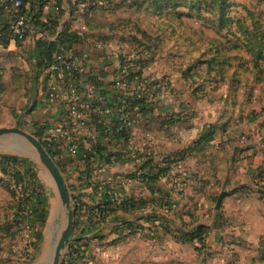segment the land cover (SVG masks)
I'll use <instances>...</instances> for the list:
<instances>
[{
	"label": "rangeland",
	"instance_id": "374dc122",
	"mask_svg": "<svg viewBox=\"0 0 264 264\" xmlns=\"http://www.w3.org/2000/svg\"><path fill=\"white\" fill-rule=\"evenodd\" d=\"M189 3L178 0L175 16L167 9H128L127 1L109 0L103 11L85 21L90 27H102V35L108 33L117 71L130 67L126 83L136 102L131 109L138 125L135 137H141L146 148L154 146V135L168 141L173 131L170 122L186 118L195 125L217 120L229 124L224 143H231L215 146L211 155L191 158L183 170L175 171V163L165 165L169 173L175 171L167 180L174 194L168 200L154 194L144 199L136 194L137 187L126 190L135 181H145L132 170L123 180L107 185L108 195L102 197H113L112 205L77 207L78 193L68 191L64 208L45 166L18 153L19 142L9 136L0 138V264H48L69 213L73 225L58 264H264V197L251 185L253 166L264 161L254 164L249 152L257 125L264 133V0H229L223 8L218 0L194 1V7L201 9L194 13L187 11ZM220 7L226 11L227 24L218 30ZM249 42L252 46H247ZM21 44L0 46V129L28 130L39 92H46L42 67ZM158 122L165 129L156 128ZM45 138L34 137L49 154ZM120 140L116 156L122 157L118 165L125 166L123 142L128 138ZM172 142L155 144L154 149L162 145L165 154ZM258 153H264V148L259 147ZM218 165L228 178L212 184L213 190L207 192L208 186L195 181L191 173L199 172L198 178L206 180L203 169L207 167L209 174ZM124 166L118 175L127 171ZM17 175L20 178L15 179ZM241 183L248 187L235 189ZM193 189L200 193L194 194ZM189 197H198L207 207L195 209L183 203ZM99 208L104 212L99 213ZM85 219H91L90 229L85 230ZM197 228H207L204 242L177 247L166 236L158 238L159 232L189 234ZM138 232L142 236H136ZM209 246L219 255L203 262V251Z\"/></svg>",
	"mask_w": 264,
	"mask_h": 264
},
{
	"label": "crops",
	"instance_id": "0c3cea01",
	"mask_svg": "<svg viewBox=\"0 0 264 264\" xmlns=\"http://www.w3.org/2000/svg\"><path fill=\"white\" fill-rule=\"evenodd\" d=\"M87 1V7L84 9V13L82 14L79 12V5L82 3H85ZM105 1L103 6H92L90 1L88 0H45V4L42 6L40 5L39 1H28L23 0L24 2V8L23 12L26 15L27 18V25H28V35L27 39L22 42L21 45L26 46L29 49V55L33 62L39 63L41 60V57L39 56V48L43 45L49 44V43H57L58 36L64 32L67 31L69 33H73L77 36L76 45H74V48L70 50H64L60 46L57 48V52L55 55L58 54H64L66 56H74L77 57L82 64V66L85 68V77H81V80H85L88 77H92L93 75H100L103 89L110 91V84L116 76L117 71V64L115 61L116 55L115 53L111 52L109 50V47L112 45L109 44V36L108 33L105 35H102L104 32V29L100 26L90 27V24L86 23V17L84 14L86 12L94 11L93 14L89 13V17H93L95 14H97L96 11L102 10V7L109 4V0H102ZM127 2H130L132 0H124ZM146 8V6H144ZM143 7V8H144ZM75 10V12H74ZM103 11V10H102ZM91 12V13H92ZM174 14L176 16V12L174 11ZM35 21H38L39 23L35 24ZM91 22V20H90ZM10 23V16L5 12L4 9L0 10V46L3 45V42L6 43V46L9 47L11 45H17L20 43H16L12 41L8 35L6 37V31L9 30L8 26ZM85 23V24H84ZM86 27L88 29H86ZM90 28H92V32H90ZM88 30V31H87ZM40 76L43 77L42 79L46 81L48 75V68L42 67ZM47 83V82H46ZM47 87V84H46ZM42 92H39L40 97H38V105L35 111L31 113L36 114L33 116V122L32 124L28 126V130H25L26 133L32 135L33 137H45V132H47V128L53 121L57 120L58 117V110L56 105H52L48 103L47 99V91L44 92V95H41ZM36 112V113H35ZM187 113H185L186 115ZM255 121V120H254ZM220 120H217L214 122V124L210 125H195L193 120H189L188 118L183 119L181 122L173 121L169 124L170 128H172V137L166 138L169 139L165 142V140H162V138L158 139L154 135V146L153 147H142V138L136 137V142L131 147H126V150L124 149V153L127 155L128 158H126L125 161V170H127L125 173H122V176L118 175L116 172L119 171L120 165H116L113 168H104L105 161H100L99 156H96V158H90V161L87 163L83 157V151L81 150V153L74 157L66 159L67 155L64 153V151L61 150V148L57 145V147L51 149L52 156L51 158L55 162L61 176L64 179L67 191H74L78 193L79 196V202L77 204V207H96L97 205H103L105 202L102 199V194L107 193L108 191L107 186L105 188L98 192L97 185L100 181L104 182L105 184L111 186L115 182H117V179L121 177L123 180V177L132 170L133 173L140 176L141 178L144 177L149 172V169L145 167V164L149 161H152L154 165L161 166L162 160L167 157L168 155H172L174 153L178 152H187L186 154V160H183L179 163H176V170L178 168L185 169L186 167H189V161H191V158L196 157L198 155H211L214 153L215 146L216 148L222 147L223 145L227 143H231L230 140L227 143H224L227 141V128L229 127V124H222L220 123ZM162 123H156L155 127H161L164 128ZM209 128H213L214 135L213 140L208 146H202L199 148L194 147V143L197 142L203 135L205 130H208ZM165 129V128H164ZM153 132L155 130H152ZM162 137V135H158ZM230 136V135H229ZM230 138V137H229ZM232 138V137H231ZM138 140V142H137ZM235 140V139H234ZM164 141L165 145L169 144L168 142H172L173 144H170L169 148L170 151L165 152V154L162 153L163 146L157 147L156 150L154 149L156 146L162 144ZM95 143V142H94ZM97 144V142H96ZM156 144V146H155ZM264 144V133L262 132V129L259 125H257L255 137L253 139L252 146L249 149V152H253V161L254 164H257L261 160L264 161V153H258L259 147H263ZM115 145H118V143H110L109 140L105 141L104 143H100V146L98 148V154L104 155V154H115L116 148ZM218 145V146H217ZM195 149V150H194ZM132 151L138 155L137 158H134L131 156ZM248 152V153H249ZM81 156V157H80ZM254 171L251 173V185L256 188L258 193H262L264 191V175L262 172H264V163L260 165H254ZM251 167V169L253 168ZM222 168L218 165L216 168L209 170V174H206V169H203V173L207 175L206 180L203 178L201 181L198 178L199 172H192L193 178L195 181H198L201 183V185L208 186L205 188V191L210 192L212 187L216 186L218 184V181H222L223 178H228L227 175H222V171L219 169ZM188 170V169H187ZM191 170V169H190ZM64 171L66 174H63ZM174 171V170H172ZM170 172L167 176V178L159 180L156 184H146V180L143 182L145 184H140L136 182L141 181H135L134 185H129L130 182L125 183L124 186H126V190H130L131 188L137 187L140 189V192H137L136 194L144 195V199H146L150 194L152 195V189L153 194L157 197H159V192L157 190L163 191L166 194H169L171 197L174 196L172 193V188L167 183L169 175H174V172ZM177 175V174H176ZM68 178H65V177ZM89 177H92L94 181H98V183L90 184L87 182ZM140 178V180H141ZM109 182H108V181ZM171 180V179H170ZM129 181V180H128ZM125 182V181H124ZM123 181H121L122 184H124ZM214 186H213V185ZM260 184L262 187H259ZM250 185V186H251ZM188 187V186H185ZM248 187L245 183H241L236 187L235 189L242 190L243 188ZM209 188V190H208ZM189 189V188H187ZM193 193L197 194L200 193L199 191L193 189ZM75 194V193H74ZM115 194V193H114ZM129 194H126L125 197H128ZM195 198V199H194ZM189 197L187 200H184L183 203L186 205L188 203H191V207L194 206L195 209H203L206 208L205 201H199L198 197ZM207 203V202H206ZM208 204V203H207ZM112 205V204H111ZM196 214V213H195ZM130 221V220H128ZM84 225L91 223V219H85ZM198 224V221H197ZM110 225H112L110 223ZM204 225V224H202ZM206 226V224H205ZM90 229V228H89ZM101 229V227L99 228ZM98 229H94V231H97ZM143 233L138 232L136 236H142ZM168 237V240H171L173 243V246L182 247L181 243L177 242L174 239V236L171 234H165L163 232L158 233V238L164 239V237ZM210 239V237L208 238ZM190 247V246H188ZM211 247H207L205 251H203L202 254V261L204 259H207L216 255L217 251H212L210 249ZM191 249V248H190ZM193 249V248H192ZM191 249V250H192ZM194 252V249L192 250ZM195 254V253H194ZM196 255V254H195ZM205 262V261H203ZM145 264V262L143 261Z\"/></svg>",
	"mask_w": 264,
	"mask_h": 264
},
{
	"label": "built area",
	"instance_id": "2783aa9c",
	"mask_svg": "<svg viewBox=\"0 0 264 264\" xmlns=\"http://www.w3.org/2000/svg\"><path fill=\"white\" fill-rule=\"evenodd\" d=\"M88 1L92 6H103L105 2L102 0ZM86 7L87 1L79 5V12L83 14ZM23 8V0H0V10L4 9L10 16L9 37L16 43L24 42L28 35L27 18ZM129 68L125 65L120 71H116L118 76L113 84V90L121 100L127 91L126 77ZM84 71L85 68L77 57H68L64 54L56 55L48 67L47 99L48 103L56 105L59 111L57 120L50 122L45 132L51 146L53 148L59 146L68 158L76 157L81 150L83 157L93 156L96 154L93 145L96 140V127L100 125L109 132H114L115 135L126 134L128 140L126 143L123 142L125 150L126 147L133 146L138 129L137 120H132L126 113H123L119 115L117 127L111 125L110 119L114 110L109 103V94L106 95L99 91L97 84L100 79L97 78V74L81 80V77L86 76ZM116 143L120 144L122 140ZM142 147H146L144 141ZM106 156L108 161L104 163V168H113L118 164L113 155L110 160L109 154ZM131 156L138 157L134 151ZM87 182L98 183L91 177ZM105 186L107 184L100 181L97 185L98 192L102 191Z\"/></svg>",
	"mask_w": 264,
	"mask_h": 264
},
{
	"label": "trees",
	"instance_id": "16d2710c",
	"mask_svg": "<svg viewBox=\"0 0 264 264\" xmlns=\"http://www.w3.org/2000/svg\"><path fill=\"white\" fill-rule=\"evenodd\" d=\"M40 5H44L45 4V0H38ZM185 1H189L190 3L188 4V9L187 10L188 12L190 13H194V12H200V7H194V5L192 4L194 1H203V0H185ZM205 1V0H204ZM227 2H229V0H218V3L219 5L221 4L222 8H223V5H225ZM144 6H146V9H152L154 10L155 12H164L166 9L167 11L169 12H177V10L179 9V4H178V0H132L129 2L128 4V9H131V8H136L137 10H140L141 8H143ZM187 4L184 3V6L183 7H186ZM213 7V6H212ZM220 7L219 9V27H218V30L220 29H224L226 27V22H227V19H226V11L224 9H222ZM102 11V10H101ZM75 12V10H74ZM92 11L90 12H86L84 14V16L86 18L89 17V13L90 14H93L94 11L91 13ZM97 12V11H96ZM177 14V13H176ZM39 23L38 21H35V24ZM9 35V30L6 31V37H8ZM76 41H77V36L74 35L73 33H69L67 31H64L62 32L59 36H58V39H57V43H49V44H46V45H42L40 48H39V56L41 57V60L38 64L39 67H49L52 62H53V59L54 57L56 56V52H57V48L58 46H60L62 49L64 50H70L72 48H74V45H76ZM246 44V43H245ZM3 45H6L5 42H3ZM247 46H252V43H248ZM117 74L115 76V78H113L111 84H110V91L108 92V90H105L103 89V84H102V81H101V78H100V75H97V78L100 79V81H98V89L100 92L108 95L109 94V103L110 105L113 107V114H112V117L110 119L111 121V125L117 127V123H119V115L123 114V113H126L130 119L134 120L136 117L133 116L132 112H131V109H133L134 107H136V102L134 101L133 98H130L131 95L129 93V91H126L125 92V95L123 96L122 100L119 99L118 97V94L113 90V84L114 82L116 81L117 79ZM127 85V83H126ZM138 105V104H137ZM135 110V109H134ZM173 122V121H172ZM170 122V123H172ZM115 129V128H114ZM108 130H106L105 127H103L102 125L100 126H97L96 127V135H95V144L94 145V149H95V155L96 156H99L100 158V161H105L107 162L108 160L106 159L107 156L106 154H104L103 156L98 154V148L100 146V143H104L105 141L107 140H110L109 141V144L110 143H115L117 141H121L120 139L122 138H126V134L124 133H121L120 135H115V133H107ZM213 135H214V130L213 128H209L208 130H205L203 135L201 136V138L199 140H197V142L194 143V147L197 149L199 147H202V146H208L212 140H213ZM46 137V136H45ZM43 138V137H42ZM44 141L46 142L44 147H46L49 151V155L52 156V153H51V149H53V147L51 146L50 142L48 141V138L46 137L44 139ZM97 142V144H96ZM127 142V141H126ZM43 142H41L42 144ZM54 150V149H53ZM195 150V149H194ZM80 154V153H79ZM78 154V155H79ZM186 154L187 152H178V153H174L172 155H168L167 157H165L163 160H162V164L161 166H157V165H154L152 163V161H149L145 164V167H147L149 169V172L144 175V178L146 180V184H156L157 182H159V180L161 179H164L168 176L169 174V170L167 167H164L165 165H169L170 163L172 164H176V163H179L183 160H185L186 158ZM77 155V156H78ZM93 155V156H88V157H85V161L88 163L90 161V158H96V156ZM114 156V159L116 160L117 163H119V159H121L122 157H119V156H116V153L115 154H112L109 152V160L111 158V156ZM125 156V155H123ZM81 157V156H80ZM23 165V168H29L28 165H26L25 163H22ZM31 169H29L28 171L30 172ZM27 171V172H28ZM32 173V172H31ZM262 174L264 175V172H262ZM17 178H20L19 175L15 176V179ZM90 178V177H89ZM92 178V177H91ZM95 185V184H94ZM245 188H243L242 190H244ZM153 189H152V194H153ZM157 192H159V198H165L168 200V196L169 194H166L165 192L163 191H160V190H157ZM108 195V193H107ZM261 196L264 197V191L260 194ZM36 196V195H35ZM104 197H102L103 201L105 202V204H103L105 207L108 206V205H111L113 204V197H111L110 195L106 197V195L104 194L103 195ZM109 199V201H108ZM147 206V204H146ZM104 212L103 209H100L99 208V213H102ZM46 215H43V219ZM98 216V215H97ZM89 224H86L85 226V230L89 229L90 227H87L89 226ZM206 229L207 228H197L196 230H194L192 233H189V234H185V233H182V232H177V231H172L170 234L174 236V239L179 242V243H187V242H191V241H198V242H204L203 241V238L204 235H206ZM205 232V233H204ZM208 234V232H207Z\"/></svg>",
	"mask_w": 264,
	"mask_h": 264
},
{
	"label": "water",
	"instance_id": "95a60500",
	"mask_svg": "<svg viewBox=\"0 0 264 264\" xmlns=\"http://www.w3.org/2000/svg\"><path fill=\"white\" fill-rule=\"evenodd\" d=\"M9 136L13 141L19 142L21 145V149L16 150L18 153L22 155H27L38 159L46 168L49 177L53 181L59 197L61 199V204L64 208H66L68 204V196H67V188L64 182L63 177L61 176L55 162L51 158V156L45 151L41 143L34 139V137L25 131L13 128V129H0V138H4ZM224 194L220 195L216 209L219 208L221 199ZM57 216V211L54 212L53 218ZM73 214L69 213L66 220V225L63 228V232L57 240V243L53 249L51 260L48 264H58L61 253L65 246L68 243V238L71 233V228L73 225Z\"/></svg>",
	"mask_w": 264,
	"mask_h": 264
},
{
	"label": "bare ground",
	"instance_id": "6f19581e",
	"mask_svg": "<svg viewBox=\"0 0 264 264\" xmlns=\"http://www.w3.org/2000/svg\"><path fill=\"white\" fill-rule=\"evenodd\" d=\"M46 252L44 253V255H43V257H42V260L44 261L43 263H45V261H46ZM51 260V259H50Z\"/></svg>",
	"mask_w": 264,
	"mask_h": 264
}]
</instances>
